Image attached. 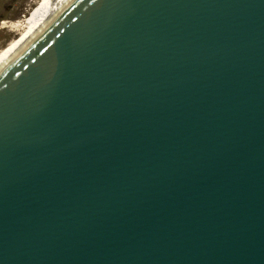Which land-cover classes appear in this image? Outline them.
Masks as SVG:
<instances>
[{"label": "water", "instance_id": "obj_1", "mask_svg": "<svg viewBox=\"0 0 264 264\" xmlns=\"http://www.w3.org/2000/svg\"><path fill=\"white\" fill-rule=\"evenodd\" d=\"M0 264H264V0H67L7 55Z\"/></svg>", "mask_w": 264, "mask_h": 264}, {"label": "rangeland", "instance_id": "obj_2", "mask_svg": "<svg viewBox=\"0 0 264 264\" xmlns=\"http://www.w3.org/2000/svg\"><path fill=\"white\" fill-rule=\"evenodd\" d=\"M42 1L43 0H0V5L4 4L2 8L5 12L0 15V18H2L0 19V51L20 37L22 31H18L17 28L13 26L15 24L24 23V21L26 23L31 16L30 14L42 4Z\"/></svg>", "mask_w": 264, "mask_h": 264}, {"label": "bare ground", "instance_id": "obj_3", "mask_svg": "<svg viewBox=\"0 0 264 264\" xmlns=\"http://www.w3.org/2000/svg\"><path fill=\"white\" fill-rule=\"evenodd\" d=\"M66 1L67 0H43L42 4L30 14L31 16L28 20L26 19V23L24 21V23L15 24L13 27L17 28L18 31H22V33H20V37L17 40L8 44L5 49L0 51V64L28 35L41 25L46 17L54 14Z\"/></svg>", "mask_w": 264, "mask_h": 264}, {"label": "flooded vegetation", "instance_id": "obj_4", "mask_svg": "<svg viewBox=\"0 0 264 264\" xmlns=\"http://www.w3.org/2000/svg\"><path fill=\"white\" fill-rule=\"evenodd\" d=\"M2 5L4 6V4H1V5H0V15L5 13V12H4V9L2 8ZM1 10H3V11H1ZM0 19H2V18H0ZM0 28H1V27H0Z\"/></svg>", "mask_w": 264, "mask_h": 264}]
</instances>
